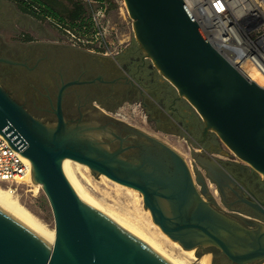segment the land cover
<instances>
[{"label":"water","instance_id":"1","mask_svg":"<svg viewBox=\"0 0 264 264\" xmlns=\"http://www.w3.org/2000/svg\"><path fill=\"white\" fill-rule=\"evenodd\" d=\"M124 1L137 41L196 108L206 130L216 131L235 154L264 174V87L212 44L185 0ZM75 127L68 132L61 116L56 124L35 118L0 83V132L30 159L31 175L52 205L56 231L48 247L0 208V264H171L78 196L64 173L65 157L139 189L154 221L186 249L215 244L239 264L264 258V227L247 228L209 206L186 161L171 147L138 131L148 142L135 146L131 159H125L122 149L110 152L89 141L97 140V132ZM90 130L94 135L84 133Z\"/></svg>","mask_w":264,"mask_h":264},{"label":"flooded vegetation","instance_id":"2","mask_svg":"<svg viewBox=\"0 0 264 264\" xmlns=\"http://www.w3.org/2000/svg\"><path fill=\"white\" fill-rule=\"evenodd\" d=\"M23 1L27 0H0V10L6 6L20 12L21 6L29 4L31 9L40 8L39 16L45 12L59 19L61 13L56 12L67 6L59 0ZM102 46L35 36L13 46L0 41V83L35 118L56 124L61 116L70 133L76 125L92 129L98 133L97 140H87L110 152L122 149L125 159H131V150L147 141L138 131L163 142L184 158L197 192L209 206L247 228L264 227V180L255 169L220 158L217 135L206 130L196 108L137 40L117 52ZM131 102L143 108L147 128L117 112ZM92 130L84 133L90 135ZM168 136H182L192 144L195 163L190 164L164 139ZM193 248L198 254L211 253L212 264H239L215 244L204 250L199 245ZM251 264H264V258Z\"/></svg>","mask_w":264,"mask_h":264},{"label":"rangeland","instance_id":"3","mask_svg":"<svg viewBox=\"0 0 264 264\" xmlns=\"http://www.w3.org/2000/svg\"><path fill=\"white\" fill-rule=\"evenodd\" d=\"M66 8H63L61 17L54 18L53 15L39 16L27 12H16L6 6L0 10V41H4L10 46L30 40L35 36L36 39H48L55 37L63 41H78L82 45L97 46L101 43L106 44V49L117 52L122 50L131 40H137L135 37V28L133 18L130 16L124 0H59ZM82 4L85 12L77 21H71L65 18L69 8L75 7V4ZM40 12V8H38ZM38 12V13H39ZM99 23H98V22ZM80 37V40L77 38ZM101 42V43H100ZM103 47V46H102ZM97 49V48H96ZM128 121L147 128L145 123L146 115L143 108L138 103H125L117 109ZM219 139V156L222 160H237L240 164L253 168L251 164L241 159L229 146L219 137L216 131H212ZM169 137V136H168ZM171 146L178 150L190 164L195 163L194 156L191 153L192 144L187 143L182 136H170L164 138ZM258 177L264 180V174L255 170ZM84 174H79L82 182L89 191L105 204L115 210L137 218L147 223L150 221L152 229L157 226L159 230L165 233L172 241H177L180 246L173 245L168 241L167 246L174 252L181 253L180 248H185L178 240L171 238L156 223L152 213L144 203V197L139 189L133 188L137 194L128 192L124 187L116 184H122L103 173H94L83 170ZM123 185V184H122ZM125 185V184H124ZM128 186V185H125ZM129 187V186H128ZM15 195L26 205L34 214L47 223L50 227H55V218L50 200L44 191L35 188L32 184L21 183L17 186ZM186 249V248H185ZM196 257L192 258V264H200V257L196 248ZM208 254V253H206ZM211 264H212V255Z\"/></svg>","mask_w":264,"mask_h":264},{"label":"built area","instance_id":"4","mask_svg":"<svg viewBox=\"0 0 264 264\" xmlns=\"http://www.w3.org/2000/svg\"><path fill=\"white\" fill-rule=\"evenodd\" d=\"M185 1L212 44L264 87V0ZM31 171L30 159L0 132V187L15 193L21 183L32 184L24 178Z\"/></svg>","mask_w":264,"mask_h":264},{"label":"bare ground","instance_id":"5","mask_svg":"<svg viewBox=\"0 0 264 264\" xmlns=\"http://www.w3.org/2000/svg\"><path fill=\"white\" fill-rule=\"evenodd\" d=\"M62 166L67 179L83 201L108 215L118 225L143 240L148 246L164 256L171 264H192V258L196 257L194 249L180 248L182 250L181 253L174 252L172 248L167 246L166 242L168 241L176 246H180L179 243L177 241H172L165 233L161 232L157 226L152 229L150 227L152 222L149 221L147 224L137 218L125 215L94 196L82 182L79 175L80 173L84 174L83 170L90 171V167L87 164L70 157H65L62 160ZM24 178L31 182L36 190L41 189L43 186L41 182H36L32 175L25 176ZM116 184L120 187H124L130 193L137 194V191L130 186L128 187L117 182ZM0 208L7 211L19 222L37 234L48 247L53 246L56 237L55 227H50L34 214L21 202L12 189L0 187ZM199 260L200 264H211V256L209 254H203Z\"/></svg>","mask_w":264,"mask_h":264},{"label":"trees","instance_id":"6","mask_svg":"<svg viewBox=\"0 0 264 264\" xmlns=\"http://www.w3.org/2000/svg\"><path fill=\"white\" fill-rule=\"evenodd\" d=\"M24 2H26V4L29 2L30 4H32L33 3V1H30V0H27V1H23V3ZM53 2V1H52ZM85 7H84V5H82V4H79V3H77V4H75V7H73V8H69L68 9V11H67V13H65L66 14V17H63V20L65 19V18H69L71 21H77L79 18H81L82 17V15L84 14V12H85ZM21 11H23V12H27V13H31V14H35V13H37L38 15H40L39 13H41V10H40V12H39V10L38 9H31V8H29V4H27V5H23V6H21ZM39 12V13H38ZM43 12V11H42ZM54 12V11H53ZM45 13V12H44ZM60 13H63L62 11H57L56 12V14H60Z\"/></svg>","mask_w":264,"mask_h":264},{"label":"crops","instance_id":"7","mask_svg":"<svg viewBox=\"0 0 264 264\" xmlns=\"http://www.w3.org/2000/svg\"><path fill=\"white\" fill-rule=\"evenodd\" d=\"M102 1V0H101Z\"/></svg>","mask_w":264,"mask_h":264}]
</instances>
